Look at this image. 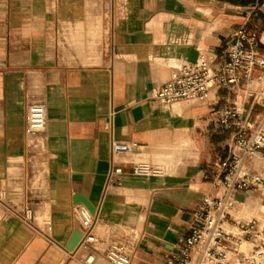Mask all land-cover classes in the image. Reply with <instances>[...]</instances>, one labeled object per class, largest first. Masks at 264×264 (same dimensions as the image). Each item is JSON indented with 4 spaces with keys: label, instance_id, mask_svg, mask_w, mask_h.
I'll list each match as a JSON object with an SVG mask.
<instances>
[{
    "label": "crops",
    "instance_id": "crops-1",
    "mask_svg": "<svg viewBox=\"0 0 264 264\" xmlns=\"http://www.w3.org/2000/svg\"><path fill=\"white\" fill-rule=\"evenodd\" d=\"M252 5L129 0L105 34L103 9L86 16L88 0H0V264H111L106 253L119 245L131 264H168L189 233L192 206L217 192L218 162L227 155L219 148L230 132L215 110L229 101L250 115L264 104L214 89L206 103L163 106L152 91L175 65L200 55L217 67L242 25L258 32L264 52V13ZM41 19L63 21L66 36L46 45L35 33ZM73 35L83 41L73 44ZM30 104L45 111L43 163L26 154ZM113 140L135 143L122 159L146 161L158 175L137 177L123 166L116 181ZM77 196L95 209V241L68 250L72 234L82 236Z\"/></svg>",
    "mask_w": 264,
    "mask_h": 264
},
{
    "label": "built area",
    "instance_id": "built-area-1",
    "mask_svg": "<svg viewBox=\"0 0 264 264\" xmlns=\"http://www.w3.org/2000/svg\"><path fill=\"white\" fill-rule=\"evenodd\" d=\"M252 1V10L264 13V0ZM260 44L258 32L248 25L240 26L217 67H212L211 60L201 55L194 63L175 65L169 79L152 91L151 99L163 106L183 101L206 103L211 92L217 89L241 97L248 95L254 105H261L264 99V52L260 50ZM261 106L264 109V105ZM215 117L217 123L231 133L227 155L218 162L220 172L214 180L217 192L204 196L192 206L189 233L168 257L167 263L264 264V224L252 219L238 221L234 217L240 197L250 199L255 196L264 201V112L249 118L235 102L225 101L215 110ZM44 127V108L39 104L28 105L25 138L37 137ZM135 150V143L112 141L110 176H115L116 181L124 173L123 166H129L131 174L137 177L158 175L148 163L122 159ZM74 214L82 229L79 245L94 242V216L82 204L75 207ZM226 223H231L237 232H227ZM106 258L111 264H131L122 245L109 249ZM86 262L90 264L92 259L88 258Z\"/></svg>",
    "mask_w": 264,
    "mask_h": 264
},
{
    "label": "rangeland",
    "instance_id": "rangeland-1",
    "mask_svg": "<svg viewBox=\"0 0 264 264\" xmlns=\"http://www.w3.org/2000/svg\"><path fill=\"white\" fill-rule=\"evenodd\" d=\"M51 4L53 3V0H50ZM89 4L92 6V8H88V10L86 11L85 15L86 16H91L96 14L94 12L95 8H93L95 5H99L100 7H102V12L100 13V15H102L103 17H105L107 24L105 25V34H108L109 32V27H108V20L110 18L111 15L118 17V15H125L127 13V5L129 0H88ZM118 3V5L120 6L119 8H121V10H116V4ZM53 10V7L52 9ZM113 13V14H112ZM60 15H63V13H59ZM99 15V12H98ZM63 21H61V24L55 25V23L51 22L50 20H40L39 22V26L36 29L37 34L40 35V37L43 38L44 42L46 43V45L52 44L55 41V37H61V39L64 38V36H66L65 33V29H64V25L62 24ZM45 24V25H44ZM26 34V33H25ZM30 33L28 32L27 35H29ZM72 37H75V40H72L73 44H80L81 40L83 41L81 35H73ZM79 46L76 47L75 50L76 52H79ZM261 103L264 104V99L261 100ZM250 107V105H249ZM262 108H259L257 106H254L252 108V110L250 111V115L249 118L253 117V115H261L260 112H262ZM253 114V115H252ZM230 138H231V133L229 136L225 137V141H227L226 143L230 142ZM29 144H30V148H29V153H26L28 158L33 159V161H37V160H45V152H43L42 149V141L41 138H39L38 136L30 139L29 140ZM39 145V146H38ZM219 151H221V153H225V151L227 152V146L226 148H219ZM221 153H217L218 155H221ZM226 156V155H225ZM134 157V156H133ZM134 162L136 163H146V161H142V160H137V158L134 157ZM43 163V161H42ZM43 169H39V171L41 172ZM156 170H158V168L156 167ZM159 171V170H158ZM235 219L236 220H240L243 221L244 219H252L254 221L259 222L260 224H264V201H261L260 198L253 196L249 201H243V199H240V203L237 207L236 210V214H235ZM225 230L227 232H233L236 233V229H234L233 225L230 223H226L225 225ZM231 232V233H232ZM246 246V245H245ZM247 248H250V246H246Z\"/></svg>",
    "mask_w": 264,
    "mask_h": 264
},
{
    "label": "water",
    "instance_id": "water-1",
    "mask_svg": "<svg viewBox=\"0 0 264 264\" xmlns=\"http://www.w3.org/2000/svg\"><path fill=\"white\" fill-rule=\"evenodd\" d=\"M74 201L76 203L83 204L90 211V213L93 216H95V209L87 200L83 199L82 197L77 196L75 197ZM80 239H81V234L79 232H74L68 243V246H67L68 250H74Z\"/></svg>",
    "mask_w": 264,
    "mask_h": 264
},
{
    "label": "bare ground",
    "instance_id": "bare-ground-1",
    "mask_svg": "<svg viewBox=\"0 0 264 264\" xmlns=\"http://www.w3.org/2000/svg\"><path fill=\"white\" fill-rule=\"evenodd\" d=\"M92 259V258H91Z\"/></svg>",
    "mask_w": 264,
    "mask_h": 264
}]
</instances>
